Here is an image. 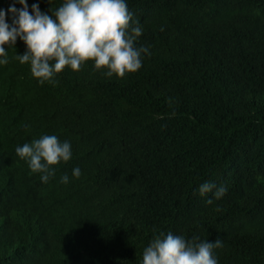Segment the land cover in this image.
I'll return each mask as SVG.
<instances>
[{"label": "trees", "instance_id": "1", "mask_svg": "<svg viewBox=\"0 0 264 264\" xmlns=\"http://www.w3.org/2000/svg\"><path fill=\"white\" fill-rule=\"evenodd\" d=\"M37 2L47 12L62 0H27L30 11ZM128 8L143 27L137 46L151 54L123 78L88 62L41 85L15 59L23 42L8 49L0 264H141L154 235L169 231L220 239L218 264H264V0ZM43 134L68 140L73 153L47 183L15 153ZM205 181L226 186L224 197L208 203L212 193L197 192Z\"/></svg>", "mask_w": 264, "mask_h": 264}, {"label": "clouds", "instance_id": "2", "mask_svg": "<svg viewBox=\"0 0 264 264\" xmlns=\"http://www.w3.org/2000/svg\"><path fill=\"white\" fill-rule=\"evenodd\" d=\"M142 34L143 27L134 19L128 0H62L47 12L41 11L38 2L30 11L27 0H12L7 9L0 8V66L9 63L8 49L15 48L19 38L25 52L16 53L15 59L28 64L41 85L54 84L65 68L78 72L88 62L107 78H123L137 72L144 56L151 54L150 46H137ZM15 153L31 173L39 174L42 183H47L55 175L56 166L67 163L73 155L71 143L60 141L55 134H43L18 145ZM80 176L81 169L74 167L72 177ZM60 182H69L67 173ZM197 192L201 197L212 193L208 198L212 203L213 198H223L227 188L205 181ZM221 244L220 239L209 242L160 232L144 247L141 264H218L213 249Z\"/></svg>", "mask_w": 264, "mask_h": 264}]
</instances>
